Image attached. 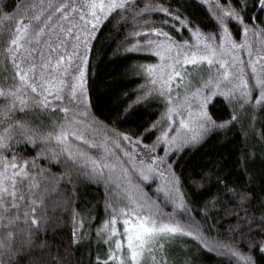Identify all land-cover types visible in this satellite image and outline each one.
Masks as SVG:
<instances>
[{
	"label": "snow or ice",
	"instance_id": "obj_1",
	"mask_svg": "<svg viewBox=\"0 0 264 264\" xmlns=\"http://www.w3.org/2000/svg\"><path fill=\"white\" fill-rule=\"evenodd\" d=\"M4 2L0 264H20L18 256L45 228L47 200L61 182L74 190V174L105 190L106 218L96 235L107 252L97 254L94 264H169L166 245L178 236L191 237L229 264H264V195L254 186L225 184L222 194L200 210L202 223L192 214L171 159L199 146L210 131L238 121L237 105L253 110L255 128L256 113L264 110V20H258L264 0H202L213 22L209 31L159 0H144L143 7L140 0H19L10 12L4 11ZM153 14L161 20H153ZM112 17L133 21L125 53L156 59L137 65L144 83L133 105L159 101L164 111L138 135L120 132L90 111L86 74L92 41ZM168 29L187 30L189 37L178 40ZM217 98L233 109L230 119L217 121L209 111ZM30 113L36 119L49 117V123H35ZM153 131L159 134L144 143ZM259 136L264 140V132ZM21 142L36 148V155L20 156L16 146ZM254 156L242 157L245 171ZM41 157L63 171L54 174L39 166ZM209 209L223 214L210 228ZM226 218L227 224L222 222ZM72 225V243L78 244L85 222L74 208ZM21 232L25 238L17 244ZM46 245L41 241L39 247Z\"/></svg>",
	"mask_w": 264,
	"mask_h": 264
},
{
	"label": "trees",
	"instance_id": "obj_2",
	"mask_svg": "<svg viewBox=\"0 0 264 264\" xmlns=\"http://www.w3.org/2000/svg\"><path fill=\"white\" fill-rule=\"evenodd\" d=\"M14 2L19 0H5L4 11H12ZM143 2L144 0H140V7H143ZM159 2L178 9L182 16L199 25L204 31L213 29L207 6L202 0ZM152 18L159 21L162 17L153 14ZM258 20H264V13L259 14ZM133 27V21L123 23L118 17H112L101 25L92 41L90 64L86 75L90 111L93 115L120 132L138 135L160 118L164 108L159 101L133 105L139 94L137 90L144 83L143 76L137 74L139 72L137 65L156 62V59L149 55L125 53L124 49L128 46L125 41L132 42L129 32ZM168 30L178 40L189 37L187 30H183L182 33L173 29ZM236 38L239 39V36ZM129 105L133 107L129 108ZM232 110L222 98H217L209 107L217 121L230 119ZM235 110L239 117L238 121L226 128L210 131L199 146L186 148L171 157L176 161L174 167L181 177L185 198L194 209L192 214L202 223L205 221L200 215V210L205 208L212 197L222 194L225 184L238 188L254 186L259 195H264V140L259 136L260 132H264V110L256 113L255 128L252 127L251 108L240 110L237 105ZM29 117L35 123H39L40 120H43L45 125L49 123L47 116L36 119L30 113ZM158 134V131H153L145 135L144 143L150 144ZM16 151L24 158H31L36 155L37 149L21 142L16 146ZM158 152L163 155L162 149H158ZM249 153H255V156L248 159L245 171L241 160ZM37 164L50 169L54 174L63 171L60 165L49 163L43 157L37 160ZM74 181V190L71 184L61 182L59 191L47 200L44 209L45 228L33 237V247L18 256L20 264H94L97 254L102 257L106 254L107 245L96 235V229L106 218L104 187L84 177L76 180L75 174ZM154 187L153 184L152 188ZM147 190L152 194L151 188ZM73 208L85 222L84 229L80 230L85 235L78 244L72 243ZM222 215L218 214L217 209H209L206 221L209 228ZM229 220L230 218H226L222 222L227 224ZM212 234H215L214 230ZM23 238L24 233H18L17 244ZM41 241L47 242L44 248L39 247ZM165 251L169 264H229L226 258L208 252L191 237H176L166 245Z\"/></svg>",
	"mask_w": 264,
	"mask_h": 264
}]
</instances>
